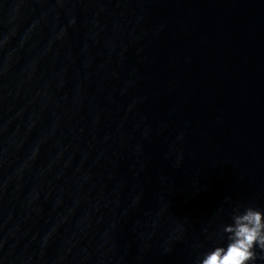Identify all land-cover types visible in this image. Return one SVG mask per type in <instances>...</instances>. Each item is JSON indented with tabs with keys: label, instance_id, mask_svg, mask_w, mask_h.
Instances as JSON below:
<instances>
[{
	"label": "clouds",
	"instance_id": "clouds-1",
	"mask_svg": "<svg viewBox=\"0 0 264 264\" xmlns=\"http://www.w3.org/2000/svg\"><path fill=\"white\" fill-rule=\"evenodd\" d=\"M223 231L228 234L227 246L215 247L198 264H250L256 259L257 247L264 251V212L258 209L248 207L243 213L237 212Z\"/></svg>",
	"mask_w": 264,
	"mask_h": 264
}]
</instances>
